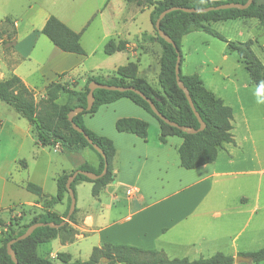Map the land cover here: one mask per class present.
<instances>
[{"label":"crops","instance_id":"crops-1","mask_svg":"<svg viewBox=\"0 0 264 264\" xmlns=\"http://www.w3.org/2000/svg\"><path fill=\"white\" fill-rule=\"evenodd\" d=\"M257 2L264 3V0ZM145 9L149 10L150 16L152 6H137L125 0H101V4L90 13L91 17L99 16L102 23L103 34L95 46L113 39L116 42L125 41L127 47L112 54L104 52L107 58L102 59L100 63L95 61L90 64L87 63L85 54L62 51L50 40L51 44L40 38L43 34L40 30L49 16L47 15L40 29L27 34L28 41L23 46L17 47L13 42L0 45V54L8 69L7 76L0 71V78L6 79L15 74L35 92L36 82L32 77L38 74L43 85V93L39 95L42 97L46 86L56 80L59 74H63L62 82L81 89L89 76H110L118 66L129 62L117 65L113 61L114 57L121 60L126 52L135 55L138 49H142L155 58L157 66L152 70L156 72L158 81L161 46L156 41L142 39L143 32L155 34L152 24L150 29L136 30L141 33L135 42L109 38L115 27L116 16L129 22L135 19L138 12ZM55 16L72 30L81 33L80 43L86 52L83 35L86 32L87 21L82 22L75 18L74 12ZM220 21L210 22L211 27L213 23ZM5 24L11 27L15 37L16 22L11 18V22ZM126 31L128 34V28ZM188 35L183 37L181 48H185L184 39H187ZM94 48L91 49V53L95 52ZM187 56L184 54L181 61L182 73L186 75L197 73L204 86L232 108L233 141L223 144L214 161L185 169L180 166L177 153L182 138L172 135L167 137L165 143H161L157 120L131 99L121 97L102 104L92 114H83L85 126L111 139L116 148L113 162L115 179L105 185L97 196L92 195L91 200L82 204L78 203L76 185L87 181H78L75 184L78 224L73 223L77 229L74 241L90 237L93 239V247L109 242L143 249H157L166 255L168 250L172 249L193 250L203 257L205 256L203 253L217 250L219 241L231 234L226 229L228 223L245 225L254 213L264 212V101L260 98L256 86L249 83V77L240 87L235 85L228 90V86L221 85L214 76L205 79L201 75L202 71H193ZM223 57L226 59V55ZM25 61L33 63V66L20 70ZM204 62L202 59L201 64ZM216 72L223 73L218 67L212 70V73ZM137 76L158 92L159 87L153 86L145 76H141L139 64ZM121 117H135L147 121L149 124L147 137L117 131L115 121ZM53 148L56 151L61 150L58 144ZM84 149L81 151H86ZM84 162L97 167L99 158L97 155L90 160L80 157L70 169L61 167L55 173V177L64 171L69 172L77 168ZM89 183L92 189V183ZM24 185L25 183L22 186ZM40 186L44 192L43 185ZM129 189L132 190L131 194L127 193ZM29 193L32 195L31 199L23 203L36 205L40 209L41 205L37 203L38 196ZM44 196L52 195L44 192ZM65 207L66 198L56 203L52 210L62 214ZM218 208L230 212V217L214 222L213 219L220 215ZM52 240L56 241V249L43 253L37 250L39 255L53 260L57 252H66L71 255L72 260H79L73 258L70 252L61 251L74 241L61 243L58 238ZM39 246L40 244L37 249Z\"/></svg>","mask_w":264,"mask_h":264},{"label":"trees","instance_id":"trees-1","mask_svg":"<svg viewBox=\"0 0 264 264\" xmlns=\"http://www.w3.org/2000/svg\"><path fill=\"white\" fill-rule=\"evenodd\" d=\"M137 6H152L150 11V22L155 30L154 35L143 34L142 39L151 42L156 41L161 46L159 60L160 70L158 73V92L151 89L143 80L137 76L138 63L129 61L118 66L114 73L107 77L89 76L81 89L70 87L68 83L62 82L63 74H59L56 80L51 81L45 89L44 95L38 100L33 90L15 74L6 79L0 78V100L10 105L21 117H24L36 133L37 143L41 146L59 145L62 151L75 153L84 148L93 150L99 158L97 167L84 162L77 168L62 172L55 177L56 194L50 197L44 196L42 187L31 181L24 185L28 192L38 196L34 206L33 215L27 222L12 223L5 222L0 218L2 236L0 237V264H15L11 254L7 251V243L23 234L26 229L36 222L60 223L66 216L70 197L66 188L68 176L77 169L89 170L99 174L103 170L104 158L95 150L92 144H96L104 153L107 162L106 173L95 180L83 174H77L71 183L75 193V184L78 181L92 183L91 193L97 196L100 190L115 179L114 158L116 148L111 139L99 135L87 128L83 122V114L94 113L99 106L110 103L121 97L131 99L135 104L142 107L151 114L159 124V141L165 143L168 136L177 135L182 138L181 144L177 147L180 166L185 169H192L216 159L219 149L223 144L232 142V108L207 89L197 73L183 74L180 68L179 77L187 88L193 105L199 113L205 126L194 133L181 130L159 118L151 109L150 105L139 94L134 91H117L107 89H95L94 101L89 109L87 106L88 85L91 81L99 83L133 86L147 97H149L157 110L169 120L177 122L187 128H199V121L194 114L183 90L179 88L175 79V62L177 53L174 46L158 35L155 22L159 14L166 8L172 6L203 8L215 6L226 2L245 3L247 0H125ZM237 18H256L258 25L264 31V3L253 0L244 8H228L209 12H184L173 10L166 13L160 20V29L167 34L179 50L181 61L183 59L181 44L183 37L193 31H203L216 37L227 44L228 51L236 52L239 60L244 64L248 73L249 83L256 86L260 98L264 101V63L259 59L252 49L253 41L230 40L219 31L211 27L210 22L229 20ZM8 21V20H7ZM11 22V20H10ZM43 33L57 48L65 52L85 54L80 43V32L68 27L54 15H49L41 28ZM126 42L113 39L108 40L104 45V52L112 54L116 51L126 49ZM180 61V65H181ZM77 107L83 110L73 115L72 122L77 124L82 131L89 136L92 144L84 137L83 133L76 131L68 120V113ZM149 124L147 121L135 117H121L115 121V128L119 132H128L139 137L146 138ZM25 166V162H23ZM66 198V207L62 214L52 210V207ZM22 207H27L22 205ZM77 208L71 214L70 219L64 225L54 228L49 225L36 227L26 238L17 240L11 244L18 264H234V257L216 252L209 257H200L190 260L187 257H168L163 251L157 249H143L128 244H115L103 242L100 246L92 247L87 260H72L71 255L66 252H57L53 260L41 256L37 252V246L41 243L58 238L61 243L73 242L77 234L74 224ZM251 259L248 264L258 263L264 260V246L256 251L242 253ZM105 259V260H103Z\"/></svg>","mask_w":264,"mask_h":264},{"label":"rangeland","instance_id":"rangeland-1","mask_svg":"<svg viewBox=\"0 0 264 264\" xmlns=\"http://www.w3.org/2000/svg\"><path fill=\"white\" fill-rule=\"evenodd\" d=\"M99 4H101V0H0V45L13 42L17 47L23 46L28 41L26 40L27 34L40 29L47 15L55 16V14L62 15L65 12H74L75 18L82 22L87 21L86 32L83 35L87 63L90 64L95 61L100 63L102 59L107 58L103 51L105 42L95 46L103 34L102 23L99 16H90V13ZM11 18L16 22L15 37L11 27L5 24L9 23ZM129 22H125L122 17L116 16L115 27L109 38L128 39L135 42L137 38H140L141 31L152 28L148 9L138 12L135 19ZM212 27L230 40H253L252 49L264 63V31L257 24L256 19H229L215 22ZM126 28L129 30L128 34ZM139 28L142 30L136 31ZM188 34L187 39H184L186 40L184 41L186 42V49L181 48V51L183 55H188L187 59H189L193 71H202L201 75L205 79L214 76L221 85L228 86V90H231L235 85L240 87L241 83L248 79V73L243 62L239 60L236 52L228 51L226 42L203 31H193ZM40 38L50 43L45 35H40ZM93 48L95 52L91 53ZM224 55H226V59H224ZM205 56L208 60L204 58ZM202 59L205 60L204 64H201ZM3 60L0 54V71L7 76L8 69ZM113 61L117 65L127 61L138 62L141 76H145L153 86L159 87L157 74L152 70L157 66L156 60L152 55L143 52L142 49H138L135 55L126 52L123 59L117 60L114 57ZM29 66H33V63L25 61L20 70L28 69ZM215 67H218L223 73H212ZM32 80L36 82L34 87L37 89L33 92L38 94L35 96L38 100L41 97L39 95L43 93V85L38 74L34 75ZM240 90L242 91L241 88ZM84 150L86 151H78L73 154L62 150L56 151L53 146L39 145L36 133L29 122L10 105L0 100V218H3L5 222H27L33 215L35 205L23 203L31 199L32 195L22 185L27 181L41 184L46 194L55 195L54 177L61 167L70 169L76 159L84 157L86 160H90L96 156L93 150L89 148ZM23 162H25V166ZM90 186L89 182L76 185L79 204L87 203L88 200L92 199ZM22 205L27 207H22ZM218 211L220 215L213 219L214 222L230 217V212L222 211L221 208H218ZM226 229L231 234L219 241L217 250L205 252L203 257L222 252L233 256L234 264H248L243 260L236 262V259L243 255L242 253H246L243 252L245 250L252 252L264 246L263 211L254 213L245 225L228 223ZM2 232L0 227V237ZM92 243L93 239L90 237L81 238L69 243V246L61 251L70 252L75 259L87 260L93 247ZM56 247V241L51 240L41 243L37 250L39 253H43L50 249H56ZM167 253L171 258L187 257L194 260L202 257L199 253L186 249H172L168 250ZM254 264H264V260Z\"/></svg>","mask_w":264,"mask_h":264},{"label":"water","instance_id":"water-1","mask_svg":"<svg viewBox=\"0 0 264 264\" xmlns=\"http://www.w3.org/2000/svg\"><path fill=\"white\" fill-rule=\"evenodd\" d=\"M252 1L253 0H247L245 3L226 2V3L219 4V5L207 6V7H203V8L172 6V7H169V8H166L165 10H163L159 14V16H158V18H157V20L155 22V28H156V30L158 32V35L161 36L162 38H164L167 42L171 43L174 46L175 50H176L177 57H176L175 69H174L175 70V79H176V82H177V85L179 86V88H181L183 90V92H184V94H185V96H186V98H187V100H188V102H189L192 110L194 111L195 116L197 117V119L199 121V124L200 125H199V128L198 129L187 128L186 126L179 125L177 122H174V121L169 120L167 117H165L164 115H162L157 110V108L155 107V104L153 103V101L149 97H147L145 94H143L138 89H135L133 86L109 85V84L99 83V82H96V81H91L89 83V85H88L89 91H88V94H87V106H86V109H89L92 106V104H93V101H94V90L95 89L101 88V89L117 90V91L131 90V91L136 92L144 100H146L148 102V104L150 105L151 109L153 110V112L159 118H161L164 122H166V123H168V124H170L172 126L178 127L181 130H185V131L192 132V133H194V132H196L198 130L203 129L204 126H205V124H204L203 120L201 119L199 113L196 111V109H195V107L193 105L192 99L190 97V94H189V92L187 90V88L183 85V82L181 81V79L179 77L180 61H181V56L179 54V50H178V48H176V45L173 42V40L160 29V20L163 18V16L166 13H168L170 11H173V10H182L184 12H196V13H199V12H209V11L220 10V9H228V8L244 9V8L248 7L252 3ZM82 110H83L82 107L75 108L74 110H72V111H70L68 113L67 118L71 122L72 127L76 131L83 133L84 137L88 140V142L92 144V140L89 138V136L87 134H85L82 131V129L77 126V124H75V123L72 122L73 115L76 114V113H78V112H81ZM92 146L104 158L103 170L99 174H97V173L92 172V171H89V170L77 169V170H74L68 176V178L66 180V188H67L68 195L70 197V205H69V209H68V212H67L65 218L60 223H53V222H48V223L36 222V223H33V224H31L26 229V231L23 234H21V235L17 236L16 238L10 240L7 243V246L6 247H7V251L11 254V258H12V260H13V262L15 264H18V261H17V258L15 257V253L13 252V250L11 248V244L12 243H14L17 240H21V239L26 238L28 235H30V233L36 227L43 226V225H46L47 224V225H49L51 227L58 228V227L64 225L66 222L69 221L70 216L74 212L75 207H76V197H75L74 190L71 187V183L75 179V177L77 176V174H83V175L87 176L88 178H90L92 180H95V179H98V178L102 177L106 173V171H107V162H106L105 155H104L103 151L96 144H92ZM103 260H105V259H103ZM240 260H243L244 262H247V263H250L251 262V259L248 256H245V255L238 256V258L236 259V262H238Z\"/></svg>","mask_w":264,"mask_h":264},{"label":"built area","instance_id":"built-area-1","mask_svg":"<svg viewBox=\"0 0 264 264\" xmlns=\"http://www.w3.org/2000/svg\"><path fill=\"white\" fill-rule=\"evenodd\" d=\"M127 193L128 194H131L132 193V190L131 189L127 190Z\"/></svg>","mask_w":264,"mask_h":264}]
</instances>
